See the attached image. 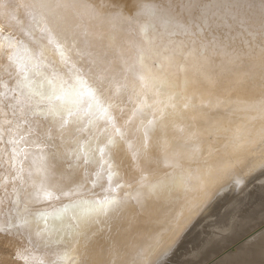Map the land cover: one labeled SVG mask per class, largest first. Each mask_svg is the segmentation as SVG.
<instances>
[{
  "label": "snow or ice",
  "instance_id": "6c2138e0",
  "mask_svg": "<svg viewBox=\"0 0 264 264\" xmlns=\"http://www.w3.org/2000/svg\"><path fill=\"white\" fill-rule=\"evenodd\" d=\"M157 5L158 0H138L137 23L151 56L146 55L142 45H137L135 65L129 64V57L119 43L125 38L129 18L121 13L113 21L111 14L103 11V5L97 11L91 0H26L19 5L26 9L29 18L30 30L27 34L35 35L37 31L41 33L39 38L33 40L38 48L36 51L11 36L3 35L0 29V47L6 45L13 50L8 59L16 66L18 75L15 87L10 90L14 102L8 107L13 116L18 114L23 118V124L28 126L24 135L10 139V142L19 144L27 136H32L31 144L38 150L32 159V169L27 173L31 190L25 189V169L22 166L13 177L14 181H20V187L14 186L10 194L4 188L6 195L0 197V205L7 200L12 206L0 213L7 218L0 223V234L19 237V229L24 228V238L29 245L39 251L52 252L55 256V259L45 261L30 256L28 249H24L18 251V258H31L36 264H86L87 246L91 238L108 221L118 216L129 200L134 198L137 203H141L145 194L152 195L173 187L185 188L191 179L187 172H172L158 178L142 177L144 181L153 179L155 182L141 188L135 197L126 192L125 199L120 198L119 192L125 185L114 183L119 177V171L111 151L118 143L116 137L121 141L126 140L131 130L125 132L115 128L113 132L108 127H99L100 121L111 123L114 127L111 113L114 105L104 97L103 89L110 83H116L118 91L120 87L104 60L95 53H89L92 68H84L80 62L71 58L73 52L83 56L84 52L79 47L81 36L87 38L91 34V23L84 28L76 19L75 14L82 8H88L99 17V30L108 41L106 55L119 57V64L114 63L112 68L131 71L140 82L139 91H136V86L133 89L138 97H145L134 111V115L141 118L136 131L142 132V136L138 145H129L134 147L138 156L145 154L155 130L165 131L166 136L170 125L175 126L176 122L185 120L188 109L195 111L197 97L186 95L195 82L185 76L178 85L164 67L170 58L156 59L158 50L155 45L162 33L168 36L165 51L175 44L178 36L193 37V47L196 44L195 37L207 36L221 54L235 61L246 55L244 52L229 51L232 27L236 25L241 32L251 37L252 42H245L247 53L250 54L255 48L258 56L264 57V0H181L180 12L187 14V23L172 15L168 8ZM11 7L0 0V15L8 16ZM140 17H143V22H140ZM249 23L258 27L249 31ZM109 24L111 31L105 33L104 25ZM257 36L262 41L259 45L254 43ZM221 43L223 47H220ZM49 45H55L63 64L70 66L67 75L52 66L48 59ZM21 48L23 55H17ZM206 50V46H202L201 55ZM149 60L151 64L146 63ZM246 67L253 68L256 65L249 63ZM96 68L101 69L99 75L93 71ZM181 71L186 72V69L181 68ZM203 75L201 71L202 78ZM149 94L153 98L152 104L147 102ZM0 97H9L6 85ZM200 99L203 101V94ZM230 102H222L221 106ZM205 106L214 105L209 100ZM146 109L151 110L152 118H148ZM28 118H36V122L32 123ZM85 133L88 134L87 139H84ZM102 137L106 142L102 141ZM158 146L165 149L164 162L171 166L172 162L167 159L169 141L162 138ZM171 147L175 149L184 146L173 144ZM13 153L14 160L21 153L25 159L28 155L23 147L19 152L13 149ZM92 165L99 168L94 173V179L89 172V166ZM61 166L64 172L58 171ZM78 173H83L80 180L76 178ZM34 175L38 179H33ZM104 175L107 176L108 187L103 189L102 195L93 199L82 198L87 185L91 183L95 187ZM21 193H24L23 201ZM61 198L67 199L68 203L51 210L37 208L31 211L34 205L47 204ZM50 218L62 220V226L49 227ZM150 257L151 253L147 257L142 253L139 255L142 264H147Z\"/></svg>",
  "mask_w": 264,
  "mask_h": 264
},
{
  "label": "bare ground",
  "instance_id": "6f19581e",
  "mask_svg": "<svg viewBox=\"0 0 264 264\" xmlns=\"http://www.w3.org/2000/svg\"><path fill=\"white\" fill-rule=\"evenodd\" d=\"M4 2L12 7L9 9L8 16L0 15V28L6 27V30L10 32L8 34L12 35L14 40L21 41L23 45L34 51L38 50L33 40L39 38L41 33L37 31L35 35L27 34L30 30L29 18L26 9L19 6L26 0H4ZM91 2L97 11L103 5V11L110 13L113 21L118 19L121 13L129 18L130 23L127 25L125 38L119 42L129 57V64L136 63L137 45H142L146 55L151 56L148 51L149 46L144 44V38L140 35L137 23L138 0H91ZM180 4L181 0H158L157 6L168 8L172 15L187 23L188 16L180 12ZM75 16L84 28H87L89 23L92 27L91 34L87 38L81 36L79 47L84 52L83 56L73 52L72 60L80 62L84 68H92L88 54L95 53L108 65L109 71L114 73L115 80L120 85L119 91L116 83H110L103 89L104 97L114 105L111 110L114 127L111 123L98 122L100 128L108 127L113 132L115 128L125 132L131 130L126 140L121 141L119 137H116L118 143L111 151L119 171V177L114 183L125 185L119 192L120 198L125 199L126 192L135 197L141 188L155 182L153 179L144 181L142 177L158 178L172 172H187L191 177L185 188L173 187L156 194H145L141 203H137L134 198L129 200L119 215L108 221L103 229L91 238L87 246L86 264H142L139 258L141 253L144 257L151 253L147 264H156L168 244L184 232L190 222L198 216L196 212H200L205 205L220 201L222 197L227 201L238 190H244L253 180L264 176V84L261 81L264 75L262 62L264 59L258 56L255 48L250 54L247 53L245 42H252L251 37L241 32L236 25L232 27L229 51L244 52L246 55L235 61L221 54L209 39L204 40L205 37H195V47L192 43L193 37H176L175 44L165 51L168 36L162 33L161 39L157 40L155 45L158 50L156 59L170 58L164 67L170 78L174 79L178 85L185 76L195 82L186 93V95L197 97L195 111L188 109L185 120L176 122L175 126L170 125L166 130V136L165 131L155 130L145 154L138 156L134 147L129 145H138L142 136V132L136 131L141 118L134 115L136 106L145 99L136 94V91H139L140 82L131 71L112 68L114 63L119 64V57L106 55L108 41L101 36L103 34L99 30V17L93 15L88 8H82ZM141 18L143 17H140V22H143ZM247 27L249 31H253L258 26L249 23ZM104 31L105 33L111 31L110 24L104 25ZM257 39L254 43L261 44L260 37ZM44 42L47 43V40L45 39ZM202 46H206L207 49L203 55H201ZM220 47H223V43ZM12 51L6 45L0 47V92L5 91V85L9 90L8 98L0 97V197L6 195L5 187L8 194L12 192L14 186L20 187V181H14L13 177L21 166L25 169L23 174L26 181L25 189L31 190L27 173L32 169V159L38 151L31 144L32 136H27L19 144L10 142V139H18L20 135H24L28 127L23 124V118L18 114L13 116L11 108L8 107L14 102L11 99L10 90L15 87L16 79H18L17 68L8 59ZM131 51L132 54H130ZM181 51L186 52V59L180 63L175 60L173 54ZM17 55H23V48L18 50ZM48 59L52 66L63 74L67 75L70 71V66L64 65L61 61L55 45H49ZM146 63L151 64L152 61L149 60ZM249 63L256 67H246ZM181 68L186 71L192 70V72H182ZM93 71L99 75L101 69L96 68ZM201 71L204 74L203 78ZM231 72L237 74H232L235 79L252 78L257 82L243 89L227 85L216 90L215 87L210 86L212 90L204 91L205 87L209 88L207 87L209 84L219 81L223 73L227 75ZM205 78L208 79L207 86L203 87L201 82ZM133 86H136V91ZM202 89L204 92L201 91ZM201 94H203V101L200 99ZM209 100L213 102V107L205 106ZM227 101L231 102L221 106L222 102ZM147 102L153 103L151 94ZM180 103L183 104L184 101ZM145 111L148 118H152L151 110ZM28 119L32 123L36 122V118ZM18 125L21 127H17ZM87 135V133L84 134V139H87ZM162 138L169 141L167 159L172 162L171 166L164 162L165 149L158 146ZM101 139L106 142L105 138ZM173 144L184 147L172 149ZM22 147L26 149L27 158L25 159L24 154L21 153L15 156L14 160L13 149L19 152ZM98 170L97 165L89 166L93 179L94 173ZM58 171L64 172V167L61 166ZM82 176L83 173H78L77 180H80ZM245 177H248L246 181L243 180ZM32 178L38 179L35 175ZM107 187V176L104 175L95 187L91 183L87 185V191L82 198H98ZM23 200L24 193H21V201ZM66 203H68L67 199H54L47 204L32 206L31 211L37 208L51 210ZM11 206L6 200L3 205H0V213L7 211ZM6 219L0 215V223ZM41 224L43 226V221ZM62 224V220L50 218L48 226L58 228ZM19 231L21 233L19 237L3 235L9 238L10 243L23 245L22 251L28 249L30 256L40 257L45 261L55 259L52 252L39 251L29 245L24 238V228H20ZM260 233L263 234L264 231ZM261 241L263 242L260 243ZM167 242L168 244L165 245ZM6 246L5 242L0 241V264H36L31 258L24 260L18 258L16 254L12 255L13 251ZM7 254L9 257L4 256ZM14 257L15 260H12ZM262 259H264V238L249 245L240 258L232 257L228 264H262L264 262Z\"/></svg>",
  "mask_w": 264,
  "mask_h": 264
},
{
  "label": "rangeland",
  "instance_id": "374dc122",
  "mask_svg": "<svg viewBox=\"0 0 264 264\" xmlns=\"http://www.w3.org/2000/svg\"><path fill=\"white\" fill-rule=\"evenodd\" d=\"M249 184L227 201L222 197L196 212L198 216L185 231L165 244L168 246L156 264H228L232 257L240 258L249 245L264 238L260 233L264 231V176ZM0 241L7 244L12 255L22 251L23 245L10 243L5 235H0Z\"/></svg>",
  "mask_w": 264,
  "mask_h": 264
},
{
  "label": "water",
  "instance_id": "95a60500",
  "mask_svg": "<svg viewBox=\"0 0 264 264\" xmlns=\"http://www.w3.org/2000/svg\"><path fill=\"white\" fill-rule=\"evenodd\" d=\"M142 20H143V18H141ZM0 29H2V28H0ZM2 32H3V35H9V36H11L12 37V35H10V34H8V33H10L9 31H7L6 30V27L4 28V29H2ZM101 36H103V35H101ZM14 37V36H13ZM178 37H186V36H178ZM188 38H190V37H188ZM257 38H259V37H257ZM206 39H209L207 36L205 37V39L204 40H206ZM256 40H258V39H256ZM147 45V44H146ZM121 46V45H120ZM107 48H108V46H107ZM130 54H132V51H131V53ZM173 56H175V60H177V61H180V63L184 60V59H186V52H184V51H181V52H177V53H174L173 54ZM263 59H264V57H263ZM262 62H263V64H264V61L262 60ZM225 67V66H224ZM192 72V70H190V71H186L185 73H191ZM232 74H234L233 72H231V74H228L227 73V75L225 74V73H223V76H222V78H224V79H222L221 77H220V79H219V81H216V82H212L211 84H209L208 86H207V80L208 79H204V81H202L201 83H202V86L203 87H205V86H207V87H209V88H204V91H208L209 89H211L212 87H215V90L216 89H219V88H223V87H225V86H227V85H232L234 88L236 87V88H246V87H249V86H251L252 85V83H254V82H257L255 79H253L252 80V78H242V79H235V76H233ZM262 82H263V84H264V75L262 76ZM219 82V83H218ZM210 86H212V87H210ZM212 90V89H211ZM201 91H203V89L201 90ZM203 91V92H204ZM15 230V229H14ZM0 235H3V234H0Z\"/></svg>",
  "mask_w": 264,
  "mask_h": 264
}]
</instances>
